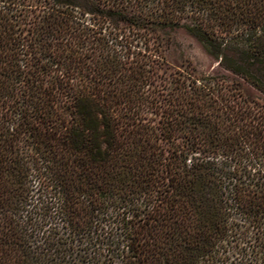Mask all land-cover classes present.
<instances>
[{
  "label": "trees",
  "instance_id": "16d2710c",
  "mask_svg": "<svg viewBox=\"0 0 264 264\" xmlns=\"http://www.w3.org/2000/svg\"><path fill=\"white\" fill-rule=\"evenodd\" d=\"M177 30L264 92V0H0V264H264V105Z\"/></svg>",
  "mask_w": 264,
  "mask_h": 264
},
{
  "label": "rangeland",
  "instance_id": "374dc122",
  "mask_svg": "<svg viewBox=\"0 0 264 264\" xmlns=\"http://www.w3.org/2000/svg\"><path fill=\"white\" fill-rule=\"evenodd\" d=\"M175 45L169 51L168 58L174 64L189 62L198 71L209 75H219L226 79L237 80L250 98L259 104L264 105V92L246 83L242 78L223 69L214 57L209 55L201 44L183 30H177L174 34Z\"/></svg>",
  "mask_w": 264,
  "mask_h": 264
}]
</instances>
